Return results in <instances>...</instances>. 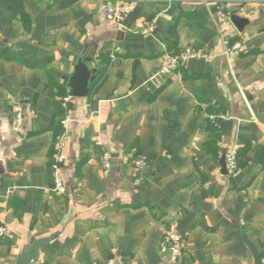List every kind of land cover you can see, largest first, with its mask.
Wrapping results in <instances>:
<instances>
[{"label":"crops","instance_id":"crops-1","mask_svg":"<svg viewBox=\"0 0 264 264\" xmlns=\"http://www.w3.org/2000/svg\"><path fill=\"white\" fill-rule=\"evenodd\" d=\"M237 1L139 0L116 26L111 0H0V51L35 65L0 60V264L35 241L31 264H170L171 223L179 264H255L244 236L264 251V0ZM193 51L209 58L158 73ZM88 58L89 96L73 98L67 82ZM59 124L63 195L50 168Z\"/></svg>","mask_w":264,"mask_h":264},{"label":"built area","instance_id":"built-area-1","mask_svg":"<svg viewBox=\"0 0 264 264\" xmlns=\"http://www.w3.org/2000/svg\"><path fill=\"white\" fill-rule=\"evenodd\" d=\"M139 0H111V3L105 9L106 18L109 23L121 26L125 18L134 10L137 2ZM226 9H231L236 4L240 3L237 0H221ZM155 28V23H152L146 30L145 33H151ZM239 45L233 47L234 50L238 49ZM209 58V55L202 52H184L179 56L166 55L163 62L161 63L158 73L161 75H172L179 65L186 66L190 60ZM71 97L64 99V104H68L71 101ZM16 118V129L22 126L24 116L21 107H17L15 110ZM67 118L62 122L66 124ZM65 133L61 136L57 149L58 153L55 157V161L51 167L52 177L54 180V191L58 195H63L66 192L64 181L62 178V167L66 161V156L63 152L65 148ZM239 147H235L227 155V165L231 172H235L237 169V152ZM109 155L105 154V162L109 160ZM135 165L141 168L143 163L140 160L135 161ZM7 235V229L5 227H0V237H5ZM185 244V237L179 232L176 224L171 223L166 228L163 239L160 243V251L166 254L170 258V264H179L182 257V251ZM105 264H124L122 261H117L114 258L109 259Z\"/></svg>","mask_w":264,"mask_h":264},{"label":"water","instance_id":"water-1","mask_svg":"<svg viewBox=\"0 0 264 264\" xmlns=\"http://www.w3.org/2000/svg\"><path fill=\"white\" fill-rule=\"evenodd\" d=\"M91 61L92 58L84 59V61L81 60L75 68V73L67 82L71 90V97L86 98L89 96V85L91 83L93 69L87 63H91ZM244 241L253 254L254 263L264 264V251H260L246 236H244ZM41 244L42 241H35L21 257L20 264H31V261L38 257Z\"/></svg>","mask_w":264,"mask_h":264},{"label":"trees","instance_id":"trees-1","mask_svg":"<svg viewBox=\"0 0 264 264\" xmlns=\"http://www.w3.org/2000/svg\"><path fill=\"white\" fill-rule=\"evenodd\" d=\"M180 54L181 53H178V54H176L174 56H179ZM1 59H5V60H8V61L18 62V63H20L22 65H25V66H28V67H35V65H33L32 63H30L26 59L25 54L24 53H21V52L12 53V51H9V50H7V51H0V60ZM36 67H38V65H36ZM183 67H185V66L179 65L178 68L175 70V72L177 70L182 69ZM65 97H66L65 95H61L60 100H59V105L62 108V112H63L62 113L63 114V118L69 114L70 108H71L70 104H66V105L64 104ZM208 123L210 124V126H213L212 127L213 128V131H216L217 130L216 129V127L218 126V122L217 121L216 122L215 121H209ZM63 132H64L63 126L61 124H59V126L57 127V133H56V137H55L56 138L55 139L56 140V143L58 142L59 138L62 136ZM53 163L54 162L51 163L50 168L52 167ZM242 166H243L242 158H241V154H240L239 149H238V152H237V169L236 170H238Z\"/></svg>","mask_w":264,"mask_h":264}]
</instances>
